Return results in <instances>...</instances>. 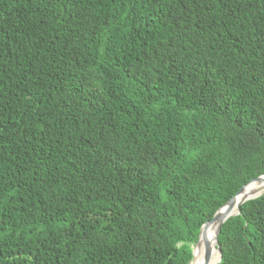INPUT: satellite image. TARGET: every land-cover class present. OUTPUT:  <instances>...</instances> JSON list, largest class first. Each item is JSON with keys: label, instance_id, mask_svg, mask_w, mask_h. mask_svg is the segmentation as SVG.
I'll list each match as a JSON object with an SVG mask.
<instances>
[{"label": "trees", "instance_id": "16d2710c", "mask_svg": "<svg viewBox=\"0 0 264 264\" xmlns=\"http://www.w3.org/2000/svg\"><path fill=\"white\" fill-rule=\"evenodd\" d=\"M264 173V0H0V264H188ZM217 264H264V193Z\"/></svg>", "mask_w": 264, "mask_h": 264}, {"label": "water", "instance_id": "95a60500", "mask_svg": "<svg viewBox=\"0 0 264 264\" xmlns=\"http://www.w3.org/2000/svg\"><path fill=\"white\" fill-rule=\"evenodd\" d=\"M251 183H258V186L247 192L246 194H244L242 197H240L239 199H237V196L243 191V189L251 184ZM260 183V184H259ZM264 173L261 175H258L252 179H250L247 183H245L244 185H242L235 193L233 196H231L222 206H220L215 213L213 214V216L211 217V219H209L208 221L204 222L200 229H199V233H198V237H197V241L194 244V246L192 247V256L191 259L189 261L188 264H190L191 260L193 259V254L194 251L193 249L196 248L199 244L202 243V258H201V264H207L208 263V259H209V255H210V245L212 244L214 246V248L216 249L217 253H218V257L217 260L214 264H217L220 261V250L219 247L217 245V236H218V232L220 229L221 224L229 217L236 215L239 213V206L250 199L256 198L258 196H260L261 194L264 193ZM235 202V203H234ZM235 206V208L232 210V206ZM209 225L213 226V234H212V243H208L205 240V231L207 229V227Z\"/></svg>", "mask_w": 264, "mask_h": 264}, {"label": "bare ground", "instance_id": "6f19581e", "mask_svg": "<svg viewBox=\"0 0 264 264\" xmlns=\"http://www.w3.org/2000/svg\"><path fill=\"white\" fill-rule=\"evenodd\" d=\"M260 184V183H259ZM264 184V183H261ZM258 186V183H251L249 185H247L243 191L237 196V199H239L240 197H242L244 194H246L247 192L255 189ZM235 203V202H234ZM235 208V206H232V210ZM212 234H213V226L209 225L205 231V240L208 243H212ZM194 254H193V259L191 260L190 264H201V258H202V243L199 244L196 248L193 249ZM218 257V253L216 251V249L214 248V246L211 244L210 245V255H209V259H208V263L207 264H214L217 260Z\"/></svg>", "mask_w": 264, "mask_h": 264}]
</instances>
